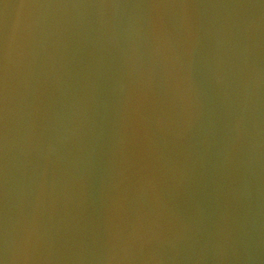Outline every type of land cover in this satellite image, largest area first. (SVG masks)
<instances>
[{
	"label": "water",
	"instance_id": "water-1",
	"mask_svg": "<svg viewBox=\"0 0 264 264\" xmlns=\"http://www.w3.org/2000/svg\"><path fill=\"white\" fill-rule=\"evenodd\" d=\"M0 264H264V0H0Z\"/></svg>",
	"mask_w": 264,
	"mask_h": 264
}]
</instances>
